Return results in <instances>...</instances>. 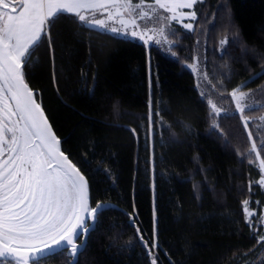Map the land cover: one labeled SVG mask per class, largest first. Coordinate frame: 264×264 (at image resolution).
Segmentation results:
<instances>
[{
  "label": "trees",
  "instance_id": "1",
  "mask_svg": "<svg viewBox=\"0 0 264 264\" xmlns=\"http://www.w3.org/2000/svg\"><path fill=\"white\" fill-rule=\"evenodd\" d=\"M194 10V31L175 24L169 50L151 45V80L143 41L91 30L73 14L55 20L51 48L45 38L25 70L62 151L88 180L90 205H110L79 264H151L140 236L151 248L154 226L157 264H264L254 235H264V189L249 152L264 140V0H203ZM198 53L223 98L198 79ZM245 82L244 103L256 106L244 113L247 129L228 96ZM205 89L229 115H210Z\"/></svg>",
  "mask_w": 264,
  "mask_h": 264
},
{
  "label": "snow or ice",
  "instance_id": "2",
  "mask_svg": "<svg viewBox=\"0 0 264 264\" xmlns=\"http://www.w3.org/2000/svg\"><path fill=\"white\" fill-rule=\"evenodd\" d=\"M202 2L0 0V264H47L51 257L65 253L71 264H79V256L86 250L88 234L110 207L101 202L90 205L86 176L61 150V141L26 82L25 70L44 39L47 38L49 48L52 46L49 27L54 26L60 16L73 14L91 30L138 38L146 45L150 41L172 45L174 41L167 38L169 34L175 35L172 22L182 23L183 28L194 31L193 24L183 23V20H196L197 13L193 9ZM160 9L170 15H164ZM155 37H162L163 41ZM227 43V37L220 40L222 53L226 52L224 45ZM193 68L195 70V66ZM202 80L211 85L221 98L224 97L222 81L218 89L206 72L202 73ZM246 85L247 82L228 93L245 129L249 126V118L244 115L246 108L256 107L244 103L250 95L241 91ZM197 87H202V84L198 82ZM201 96L210 106V115L219 116L222 111L225 116L229 115L217 107L206 89L201 91ZM148 107L151 126L154 114L151 94ZM213 127H219L215 120ZM252 137V132H249V140ZM257 149V143L253 141L249 152L259 158L260 151H264V140H261L260 150ZM259 167L264 170V159L259 161ZM259 184L264 185V177ZM243 205L246 223L253 227L251 217L255 213L249 211L248 200L243 201ZM153 219L155 225V208ZM259 221L264 224V216L259 217ZM136 231L139 234L140 229ZM254 235L258 236V244L264 242V235L255 229ZM140 241L148 250L151 264H157L153 251L158 247L155 226L151 248L143 236H140Z\"/></svg>",
  "mask_w": 264,
  "mask_h": 264
},
{
  "label": "rangeland",
  "instance_id": "3",
  "mask_svg": "<svg viewBox=\"0 0 264 264\" xmlns=\"http://www.w3.org/2000/svg\"><path fill=\"white\" fill-rule=\"evenodd\" d=\"M133 2L135 3V2H137V0H133ZM147 2L148 3H153L154 2V0H147ZM194 10V9H193ZM161 13H163L164 15H170L169 13H166V12H164V10L163 9H160L159 10ZM182 11H190L189 9H182ZM86 14H88V13H86ZM98 16H99V14H97ZM105 15H107V13H105ZM221 16L222 17H224V15H222L221 14ZM139 23H141V24H144V23H146L145 21H139ZM183 23H192L193 24V26H194V21L193 20H191L190 18H185L184 20H183ZM175 24H179V25H181V26H183V24L182 23H179V22H172V24H171V28H172V30H173V28H175ZM118 26V25H117ZM155 38H160L162 41H163V38L162 37H155ZM154 38V39H155ZM168 40H170V41H172L171 40V38H170V34L168 35ZM133 39H137V40H140V39H138V38H133ZM151 45H157L158 47H160V48H162V49H164V50H169V48H170V46L171 45H168V44H166V43H160V44H156L154 41H150L149 42V44H147L146 45V49H147V55H148V72H149V79L151 80V63H150V47H151ZM204 52V51H203ZM193 66H195V70H194V68H193V70L195 71V73H196V75H197V77H198V79H201V81L202 82H204L203 80H202V73L203 72H205V70H204V67H205V64H204V60H203V58L201 57V53H198L197 55H196V59H195V62H194V64H193ZM150 88H151V86H150ZM261 159H256V166H258L259 167V161H260ZM260 168V167H259ZM260 171H261V175H262V177H264V170H262L261 168H260ZM261 177V178H262ZM260 178V179H261ZM260 181V180H259ZM259 183V182H258ZM262 187H263V189H264V185H262ZM263 210H264V208H263ZM263 216H264V211H263Z\"/></svg>",
  "mask_w": 264,
  "mask_h": 264
},
{
  "label": "water",
  "instance_id": "4",
  "mask_svg": "<svg viewBox=\"0 0 264 264\" xmlns=\"http://www.w3.org/2000/svg\"><path fill=\"white\" fill-rule=\"evenodd\" d=\"M27 82V81H26ZM30 87V86H29ZM33 92H34V95H35V97H36V91H34L33 90ZM37 99V98H36ZM38 101V100H37ZM44 110V109H43ZM44 113H45V111H44ZM45 116L47 117V115H46V113H45ZM47 119H48V117H47ZM48 122H49V124L51 125V123H50V121H49V119H48ZM52 127V126H51ZM53 129V128H52ZM54 131V130H53ZM55 133V132H54ZM56 135V134H55ZM58 138V137H57ZM59 139V138H58ZM60 140V139H59ZM60 147H61V144H60ZM62 150V149H61ZM89 201H90V197H89Z\"/></svg>",
  "mask_w": 264,
  "mask_h": 264
}]
</instances>
